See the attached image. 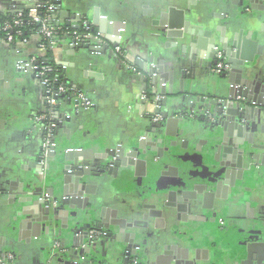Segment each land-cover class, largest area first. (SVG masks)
I'll return each instance as SVG.
<instances>
[{"label":"crops","instance_id":"1","mask_svg":"<svg viewBox=\"0 0 264 264\" xmlns=\"http://www.w3.org/2000/svg\"><path fill=\"white\" fill-rule=\"evenodd\" d=\"M32 2L0 0V10L4 14L15 13L16 7H28ZM172 7H180L186 12L189 10L190 16L198 12L206 15L205 20L218 39L238 31H242L245 38L251 31L254 32L253 44L249 43L248 46L249 55L255 60L253 66L257 67V72H253L258 74L264 70V51L260 56L257 44L254 45L264 28V12L260 9L247 13L229 0H62L61 11L57 10L55 19V15L52 17L54 25L66 28L68 23L72 27H80L102 17L108 22H122L126 25V30L123 32L120 45L122 54L119 56L111 44L106 53L64 50L61 46L57 48L55 60L67 67L65 78L76 95L60 109L63 128L56 132V144L67 149L92 151L94 155L100 151L102 153L108 144L112 145L113 150L119 147L126 149L136 140L148 138L147 130L151 122L146 117L156 111L166 115L169 113L170 117L178 112L189 114L190 119L182 123L191 124L186 130L189 137L196 138L198 142L210 137L207 127L203 129L201 122L198 123L202 117L197 113L204 112L202 108L206 104L201 103L202 98L208 100L224 93L222 84L226 86V80L207 79L206 72H212L211 68L217 61L216 54L211 52L207 55L200 51L198 54L187 52L178 65L173 63L184 53L181 43L173 39L172 33H168L163 25V16ZM195 9L199 10L195 12ZM69 30L76 31L71 28ZM96 31L98 32V27ZM81 35L84 38L85 32L79 33ZM39 42L37 35L32 36L24 47L23 54L19 56L15 49L0 39V249L11 253L16 264H46L55 234V228L52 232V226L48 223L49 232L42 230L36 239L31 238V243L10 238V229L15 224L14 211L6 201L8 194H20L28 198L33 193L38 195L40 192V175L37 170L43 136L35 128L33 121L35 116L45 111V95L40 84L32 79L31 73L19 72L17 69L20 57H43ZM92 44L98 45L97 48L102 46L100 42ZM137 62L140 66L135 65ZM154 68L157 69V74L155 87L152 89L149 83L152 81L151 73ZM183 76L184 91L180 88ZM187 76L192 78L188 79ZM149 89L156 97L155 102L161 101V107L158 103L151 106L146 102L150 98ZM78 94L90 99L93 107L86 109L82 105H76ZM66 118L70 120L67 121ZM253 119L255 121L251 123L252 131L248 136L251 143L249 145L254 153L264 154L262 149L256 147H264V114ZM174 130L171 127L169 132L172 134ZM245 135L247 136L246 132L242 137L235 133L227 139L238 144V141L244 142ZM177 137L171 136L170 140ZM157 140L158 137L155 136V141ZM149 149L151 148H148L147 153L150 156H142L143 160L121 168L117 181L108 178L92 183L95 187L94 195L88 198H110L115 201L118 198L121 205L126 204V207L132 208L140 193L144 197L148 193L159 194L161 202L157 211L168 215V220L163 230H156L153 225L150 227L153 242L160 241L163 245L173 235L181 240L184 237H180L179 233L188 232L187 239H192L193 242L190 243L191 246L199 245L203 252H208L209 258L210 253L215 251L216 264H242L247 259L249 243L256 238L264 239V176L252 174L251 179L238 183L229 191L223 187L218 189L220 178L215 177L216 175L201 176L190 172L192 163L184 156H197V150L174 149L160 159L153 156L152 149ZM251 167L259 171L263 168L261 163L259 166L252 164ZM207 168L211 169V166ZM49 169L56 197L62 199L57 187L63 171L57 167L55 159ZM195 186H204L208 193L213 194L209 196L208 203L211 198L214 206L202 210L198 203L189 202L191 211L178 215L173 205L182 197L181 193L190 191ZM69 211V207L60 208L56 217L59 240L70 249L74 245L76 231L87 229L86 225L89 223L79 210H74L77 214L74 217L68 215ZM250 214L253 220L248 218ZM150 223L153 224L152 220ZM100 232L102 236L91 248L92 259L95 258L102 264H126V256L121 248L115 253L109 251V247L113 246L112 239L106 237L109 231L103 229ZM251 256L259 260L262 253L253 248ZM255 262L253 260L251 264Z\"/></svg>","mask_w":264,"mask_h":264},{"label":"water","instance_id":"2","mask_svg":"<svg viewBox=\"0 0 264 264\" xmlns=\"http://www.w3.org/2000/svg\"><path fill=\"white\" fill-rule=\"evenodd\" d=\"M31 1L33 2L30 6L16 7L17 10L15 9V12L30 11L40 6L39 4L43 0ZM229 1H232L234 5H237L238 8L247 13H249L248 9H251L253 12L260 9L264 12V0ZM53 7L51 18L55 15V19L57 10L61 11L62 0H55ZM198 10L195 9V12ZM188 11L186 12V10L180 7H172L163 16V25L168 29V33H172L173 39L181 43L184 53L178 60L175 59L173 63L178 65L185 58L187 52L198 54L200 51L203 55L211 52L217 56L218 53H222L230 65V71L220 76H216L210 71L206 72L207 79L216 78L222 81L226 80V86L222 84L224 93L216 95L215 98H209L208 100L205 97L202 98L201 103L206 104L205 108H202L204 112L201 113V111H198L197 113L202 117L198 123L201 122L203 129L207 127L208 132H210V137H207L205 141H201V148L195 149L196 138L191 139L188 133H186L187 128L191 124L187 122H185V124L187 123L186 125L182 124L183 121L188 120L189 114L178 112L170 117L169 113L166 115L159 111L147 114L146 118L151 122L147 130L148 138L136 140L132 146L126 149L119 147L113 150L112 145L108 144L106 146L107 149L102 150V153L100 151L101 154L99 153L97 155H94L92 151L67 149L56 144L55 133L53 140L54 146L52 152L49 154L45 177L43 176V167L40 165L42 153L39 157L37 170L38 175H40V178H38L40 184L39 194L36 195L33 193L28 198L20 194H8L6 198L7 203H9L8 206L14 211L15 224L10 229V238L17 239L18 242L24 241L31 243L33 241L31 238L36 239L42 230L45 229L49 232V225L52 226V232L55 228L54 243H59L62 249L55 251L52 246L46 258V264H85L87 262L102 264V262H98L95 258L92 259L91 248L102 236L100 230L103 229L109 231L106 237L111 238L113 242V246L109 247V251L115 253L116 250L118 251L121 248L126 256V264H131L130 262L132 260L137 261V259L139 260V264L217 263L215 251L210 253L209 258L208 252H203L199 245H190L193 242L192 239H187L188 232L179 233L181 234V236L179 235L180 237H184L181 240L176 239L173 235L163 245L160 241L156 242L154 240L153 242L151 238V232H153L151 230L152 225L156 230H163L168 220V215L161 214V212L159 214L157 211V207L161 202L159 194L150 195L148 193L145 195V199L140 193L138 201L132 208L129 206L126 207V204L123 202L124 205H121L120 199L118 198L116 201L110 198L103 200H97L94 197L88 198V196L94 195L93 188L95 187L92 186V183L108 178H113V180L117 181L121 168L134 165L142 159V156H150L147 153L148 148L152 149L149 150L154 153L153 156L160 159H163L166 153H170L174 149L181 148L182 150H187L191 148L197 150L199 153L197 156L202 157L211 166V169H205L208 173L207 176L212 177L216 175L215 177L220 178L218 189L223 187L229 191L230 188H235L238 183L251 179L253 177L252 174L261 177L264 176V154L254 153L250 147L251 145H249L251 143H249L248 139L249 133L252 131L250 126L255 121L253 118L255 117L256 119L259 115L264 114V70L258 74L253 72H257V67L255 68L253 66L255 60L253 56L249 55L250 49L248 48L249 43L253 44L252 38L254 32L251 31V34L245 38L243 32L238 31L228 33V37L226 38L218 39L215 36V32L212 31L213 28L205 20L206 15L198 12L196 15L190 16ZM55 26L61 27L58 24H55ZM97 27L98 32L96 31ZM66 28L68 31L64 34L62 40L58 42L64 50H89L90 52L106 53L109 44L115 49L120 47L126 25L122 22H108L106 18L99 17L86 27H72L67 23ZM70 28L76 31H70ZM262 29L263 32H260L258 41L254 42V45L257 44L258 54L260 56H262L264 51V28ZM82 32L89 34V38L80 41L75 40L76 35ZM223 33L222 36H224ZM99 42L102 43V46L99 48H97L98 45L92 44ZM68 43H72L73 45L69 46ZM216 64L217 61H215L214 65ZM56 65L65 68L63 69V75L65 76L67 67L60 63H56ZM135 65L140 66V63L137 62ZM19 72L31 73L32 79L36 84H39L32 71L19 70ZM174 72L171 74L172 77L174 76ZM156 74L157 69L154 68L151 73L152 81L149 83V87L152 89L155 87ZM187 77L188 79L192 78V76ZM184 80L183 76L180 80V88L183 91ZM155 98V95H153L146 102L151 106L155 105L158 103L155 102ZM165 102L166 100H164ZM69 104H71V101H69ZM75 104L81 105V102L76 101ZM160 104L161 101L158 103L159 107H161ZM63 105H66V103H61L55 115L58 126L57 130L63 128V121L61 120L63 115L60 114V109ZM156 115L162 116V121L154 122ZM209 115H211L212 120L209 119ZM66 120L69 121L70 119L66 118ZM171 127L175 128V132L172 134L169 132ZM244 132L247 133L244 142L238 141L239 143L237 144L227 139V137H232L235 133L239 137H242L244 136ZM262 132L264 133V127L262 128ZM155 136L158 137L157 141H155ZM171 136L178 137L170 140ZM256 147L264 151V147ZM256 147L253 146V148ZM197 156L195 155L194 157ZM184 157L189 161L194 159L193 155L190 154H186ZM54 159L56 160L57 167H60L63 171V177L57 187V192L62 194V199L56 197L55 185H53V179L49 169ZM260 163L263 167L260 171L251 167L252 164L259 166ZM44 187L46 188L45 190ZM192 190L181 193L182 197H179L178 202H175L173 205L178 215L191 211L189 202L201 204L202 210L211 209L212 205L214 206V200L212 201L211 198V202L208 203L209 196H213V194L208 193L207 188L204 186H195ZM44 193L48 194L50 199H52L51 201L57 204L56 208L53 207L51 201L43 197ZM198 197H201V199L199 200ZM114 201L115 205L112 206V202ZM64 207L70 208V211L67 212L70 217L77 216L74 210H79V212L83 213L82 217L89 223L86 225L87 229L76 231L74 245L70 249L64 246L59 240L60 233L57 229L58 221L56 215L58 210ZM42 213H44V216H42ZM248 218L254 219L251 215H248ZM150 220H152L153 224H149ZM90 231H98L100 235L96 239L90 240L88 236ZM254 234L256 233H252V235ZM148 237H150L149 240ZM253 248L260 250L262 258L260 257L259 260H255L251 256ZM8 254L11 253L2 252V249H0V264H10L7 259ZM219 260L221 261L222 259ZM253 260L256 261V264H264V239L262 240V238H256L253 242L249 243L247 247V259L242 264H251ZM14 264H16V261ZM105 264L109 263L105 262ZM222 264L227 263L223 262Z\"/></svg>","mask_w":264,"mask_h":264},{"label":"built area","instance_id":"3","mask_svg":"<svg viewBox=\"0 0 264 264\" xmlns=\"http://www.w3.org/2000/svg\"><path fill=\"white\" fill-rule=\"evenodd\" d=\"M40 8L41 9L46 8L47 14H49V16L41 18L38 13ZM53 9H54L53 5H49L45 7L37 6L30 10V18L33 22L38 23L41 27L39 34L37 36L40 38L39 48L43 52V57L46 56L47 48H50L53 54V58L55 60L54 53L56 52L57 48L60 45L58 41L55 39V29L52 25L53 22L51 18V13ZM18 25H20L19 21L15 23V26H18ZM86 26L87 25H85V27ZM4 30L7 32L6 34L7 44H9L10 46L12 44H16L15 50L17 54L21 56V54H23V49L29 43V40L22 39V32L20 31H17L16 33H13V34L10 33L12 32V30H14V26L6 25ZM87 30L89 31V29ZM76 36L77 37H75V40L79 41L81 39L89 38L90 35L85 33L84 38H82L83 35L81 36L76 35ZM42 41L48 42V46L42 43ZM115 53L117 54V56L121 55L122 54L121 48L119 47L115 49ZM55 63H58V62L55 60ZM41 65L42 63L39 61V58L37 57H34V58L32 57L30 59H24L20 57V60L17 61V69L20 71H28V70L32 71L34 75L36 76L41 87H43V90L45 93V104H46L45 111L42 114L35 116L34 121H33L35 128L38 131H40L43 136L42 147H41L42 160H41L40 165L43 167V176L45 177L46 171H47L46 170L47 163L49 161V154L52 152V148L54 146L53 140H54L56 130L58 128L57 120L55 119V115H56L55 109L61 106L62 102L60 101L59 97L61 95L67 94L69 90L65 88L64 86H60L58 89L55 88V86L53 85L55 81H53V83L51 82V80L47 77V71L42 70ZM61 68L62 70L65 69L64 67H61ZM229 71H230V66L228 65L224 55L222 53H218L217 54V64L213 68L212 74L216 76H220L224 74L225 72H229ZM77 97H78L77 101L81 102L82 108L89 109L93 107V102L87 97H85L84 95L78 94ZM145 99H147V96H145ZM162 119H163L162 116L156 115L154 118V122H160L162 121ZM209 119L212 120L211 115H209ZM45 189L46 188L44 187V190ZM43 197L49 201L52 200L50 199L48 194L44 193ZM52 205L54 208L57 207V204L55 202H52ZM99 235L100 234L98 231H90L88 236L90 240H94ZM53 248L55 251L62 249L61 245L57 242L54 243ZM7 259L10 262V264L15 263L14 261L15 258L12 254H8ZM135 264H138V263L135 261Z\"/></svg>","mask_w":264,"mask_h":264},{"label":"trees","instance_id":"4","mask_svg":"<svg viewBox=\"0 0 264 264\" xmlns=\"http://www.w3.org/2000/svg\"><path fill=\"white\" fill-rule=\"evenodd\" d=\"M55 0H43L40 2V6H49V5H54ZM39 16L41 18L49 16L47 14L46 8H43L38 11ZM19 21L20 25L15 26V23ZM6 25H11L14 26V30L10 33H16L17 31L22 32V39H27L30 40L32 36L38 35L40 31V25L38 23H35L31 20L30 18V11L25 10L22 12H15V13H9V14H4L0 10V39L4 40L6 42V34L7 32L4 30ZM54 29H55V39L59 42L62 40L64 37V34L68 31L67 28L64 27H56L54 24H52ZM46 46H48V42L42 41ZM16 44H12L11 47L15 49ZM39 61L42 63L41 67L42 70L47 71V77L51 80V82H54L55 88H59L60 86H64L69 90L67 94L61 95L59 97L60 101L65 104L67 101L74 97L76 93L72 90L70 84L67 82L65 76L63 75V70L61 67H58L55 63V60L53 58L52 51L50 48H47V53L46 56L43 58H39ZM149 97L153 96L152 91L149 89L148 91ZM56 112L58 110L55 109ZM136 260H132L130 263L135 264ZM137 262V261H136Z\"/></svg>","mask_w":264,"mask_h":264},{"label":"flooded vegetation","instance_id":"5","mask_svg":"<svg viewBox=\"0 0 264 264\" xmlns=\"http://www.w3.org/2000/svg\"><path fill=\"white\" fill-rule=\"evenodd\" d=\"M251 11V9H248V12H250ZM229 65V64H228ZM230 66V65H229ZM214 67H215V65H214ZM213 67V68H214ZM213 68H211L212 70H213ZM211 70V71H212ZM225 73H227V72H225ZM196 145H195V149L196 148H201L202 146L200 145L201 144V141H197L196 143H195ZM191 149V148H190ZM195 156V155H194ZM193 156V157H194ZM190 163H192V166H191V169H190V172L192 173V174H200L201 176H207V172H206V168H207V166H209L208 165V162L206 161V160H204L202 157H194V159L192 160V161H189ZM218 170V169H217ZM199 206L201 207V204H199ZM187 213V212H186ZM189 213V212H188ZM182 214H185V213H182ZM251 215V214H250ZM249 215V216H250ZM252 216V215H251ZM253 217V216H252ZM253 220V219H252ZM220 224H222L223 225V223H222V221H220ZM166 226H167V224H166ZM165 226V227H166ZM245 231V230H244ZM259 232V231H258ZM260 233V232H259ZM243 241H246V239H244ZM178 257V256H177ZM137 263L139 264V260L137 259Z\"/></svg>","mask_w":264,"mask_h":264},{"label":"rangeland","instance_id":"6","mask_svg":"<svg viewBox=\"0 0 264 264\" xmlns=\"http://www.w3.org/2000/svg\"><path fill=\"white\" fill-rule=\"evenodd\" d=\"M230 252V251H229ZM229 252L227 254H229Z\"/></svg>","mask_w":264,"mask_h":264}]
</instances>
